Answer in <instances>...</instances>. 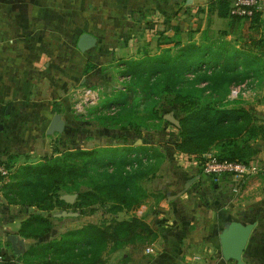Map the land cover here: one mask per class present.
I'll use <instances>...</instances> for the list:
<instances>
[{
	"label": "crops",
	"instance_id": "crops-1",
	"mask_svg": "<svg viewBox=\"0 0 264 264\" xmlns=\"http://www.w3.org/2000/svg\"><path fill=\"white\" fill-rule=\"evenodd\" d=\"M216 1L0 0V163L5 168L9 164V176L19 166L69 149L68 141L74 148L102 147L95 146L97 141L118 130L75 119L74 88L108 82L106 74L149 51L161 32L172 38L174 28L180 27L183 38L193 30L184 26L205 15L207 27L197 30L200 37L211 30L209 19L220 26L217 32L232 30L229 37L234 36L240 23L226 19L222 24L212 8ZM85 33L95 36L97 45L83 53L77 44ZM89 64L96 69L86 74ZM56 115L65 130L49 135ZM257 115L264 120V110ZM148 137L134 144L124 139L120 146L152 145L167 153L162 175L150 183L153 195L137 216L150 223L158 238L139 254L132 255L129 249L113 254L109 264H236L223 257L220 244L232 222L256 224L244 255V261L252 264L254 235L264 226V143L258 144L260 152L250 163L257 174L235 194L231 178H208L196 160L180 156L173 144L172 150L167 148L166 136L160 137L162 142ZM2 187L0 182V254L3 264H24L8 237L22 238L21 224L36 210L9 204ZM32 244L25 239L26 251Z\"/></svg>",
	"mask_w": 264,
	"mask_h": 264
},
{
	"label": "trees",
	"instance_id": "trees-1",
	"mask_svg": "<svg viewBox=\"0 0 264 264\" xmlns=\"http://www.w3.org/2000/svg\"><path fill=\"white\" fill-rule=\"evenodd\" d=\"M230 5L217 0L212 8L232 24L246 20L259 30L262 13L251 20L234 18ZM173 32L172 38L160 33L156 53L145 50L126 61L119 71L124 87L106 94L79 119L137 135L175 133L176 152L199 165L208 154L249 165L260 152L258 144L264 143V120L230 95L233 87L264 80V31L246 50L227 40L232 30L217 37L206 30L200 40L194 38L199 31L192 30L187 42L180 27ZM95 69L89 64L85 73ZM168 114L180 117L178 127L165 120ZM55 152L19 166L7 180L0 175L9 204L36 210L19 231L33 242L21 257L24 264H109L113 254L125 249L139 254L158 238L145 218L118 216L140 208L153 195L147 184L162 175L165 151L141 144ZM6 168L11 170L9 164ZM65 195L75 196L74 203L62 200ZM99 209L107 216L101 223L62 232L55 223L74 220L56 217L59 213L92 217Z\"/></svg>",
	"mask_w": 264,
	"mask_h": 264
},
{
	"label": "rangeland",
	"instance_id": "rangeland-1",
	"mask_svg": "<svg viewBox=\"0 0 264 264\" xmlns=\"http://www.w3.org/2000/svg\"><path fill=\"white\" fill-rule=\"evenodd\" d=\"M210 21V25H211V30L209 27V35H214L213 37H217L218 33L217 32V28H219L216 24L211 23V19H209ZM222 24H227L226 23V19H220ZM207 21L208 18H206L205 15L202 16V19H199V21L196 22H190L191 26H184V29H193L194 31L196 30H200V28H206L207 27ZM189 24V22L187 23ZM206 26V27H205ZM264 31V19H262V23L260 25L259 30L257 29H251L250 27V22L249 21H242L239 24L238 27V31L236 32V34L232 37L227 38V40H230V42H232L233 44H235V46H240L241 49L246 50L248 48H252L254 47V42L259 40L260 36L262 35ZM190 37V34H187L186 36H184L182 39L184 41H187ZM200 36L198 34L194 35V38H199ZM201 38V37H200ZM200 38L198 40H200ZM157 44L153 43L151 46H149V51L150 53H156V49H157ZM123 66V64H122ZM122 66H118V68H116V70H111L110 73L106 74V76L109 79L108 82L106 83H98V84H93V85H88V86H84V85H79L78 87H93V88H98L102 91H104L103 96L105 97V95H111L114 92L122 89L125 85V83L122 82L123 78L121 77L119 71L121 70ZM120 70L118 71L117 69ZM76 87V88H78ZM74 88V89H76ZM115 94V93H114ZM104 97L102 99H104ZM232 101L236 102V104H242V105H247L250 106L251 108H253L255 110L256 113L258 112H262V110H264V80H262L260 83L259 82H254L252 84L247 83L245 85V88L243 89V94L239 95L236 98H232ZM72 101V115L75 119H79L82 115L80 114H76L74 112L73 106H74V101L71 98ZM102 102V100H101ZM100 102V103H101ZM88 111L85 113V115L88 114ZM170 115V114H169ZM180 117H178L179 119ZM177 119V120H178ZM88 121V120H86ZM90 122H87L86 124H88V126H93L91 124H89ZM87 128V126H86ZM161 136H166L164 138V140L166 142H169V146L167 148L171 149V145L174 143L175 139H176V135L175 133H165L161 132L159 135L154 136L155 139H157L156 142H162V139H160ZM148 135L144 136L142 134H136L134 132H120V131H112V133H110L109 138H104V140L97 141V144L95 146H120L121 144H124V139H126L127 141H129L128 143L130 144H134L138 141H144V139H148ZM155 142V143H156ZM69 144V145H68ZM68 144L66 143V145H68L67 147L70 148H74V145L72 143V141H68ZM140 145V144H139ZM156 145H162V143H156ZM167 145V143H166ZM167 150V149H166ZM172 150V149H171ZM172 153V152H171ZM9 178V177H8ZM149 185V187L151 186V184H147ZM104 210L103 209H99V211L92 217H79L76 216L74 217L73 221L67 222V223H62L59 224L55 221V223L60 226V231H66V230H70L71 228L75 229V228H80L81 226H83L86 223H90V222H94V223H101V221L103 219H105V217H107L106 215H103ZM66 213H73L72 211L70 212H66ZM132 216H140V208L134 210L131 214L130 213H125L122 214L120 216H118V219L122 220V219H127L130 218ZM109 218V217H108ZM261 230H264V226H262V228L260 229L259 233H255L254 235V245H253V258L251 259L252 264H264V236H263V232H261ZM262 245V246H260ZM260 246V247H258ZM112 258V256L110 257ZM261 258V259H260Z\"/></svg>",
	"mask_w": 264,
	"mask_h": 264
},
{
	"label": "built area",
	"instance_id": "built-area-1",
	"mask_svg": "<svg viewBox=\"0 0 264 264\" xmlns=\"http://www.w3.org/2000/svg\"><path fill=\"white\" fill-rule=\"evenodd\" d=\"M230 15L234 18L251 20L255 14L264 12V0H229ZM245 85L233 87L230 98L243 94ZM104 91L93 87H78L72 92L73 109L76 114L85 115L87 110L100 104ZM198 163V162H197ZM199 165V164H198ZM202 174L208 178L229 177L232 180V192L239 194L248 177L257 174L256 168L239 161L218 160L208 154L199 165ZM0 175L9 176L7 169L0 163ZM150 251V249H148ZM4 263V255L0 254V264Z\"/></svg>",
	"mask_w": 264,
	"mask_h": 264
},
{
	"label": "water",
	"instance_id": "water-1",
	"mask_svg": "<svg viewBox=\"0 0 264 264\" xmlns=\"http://www.w3.org/2000/svg\"><path fill=\"white\" fill-rule=\"evenodd\" d=\"M97 45V38L92 34L85 33L81 35L77 47L85 53L94 49ZM165 120L175 126H179V121L172 115H166ZM65 130V123L59 115H56L49 127L48 134H62ZM192 183L190 182L187 188H190ZM62 200L68 204H73L75 196L65 195ZM58 218L76 217V213H59L55 215ZM256 228V224L244 226L238 222H232L227 229L220 236V244L222 247V254L226 260H233L236 264H248L244 261V255L246 253L248 244L250 242L252 233ZM8 241L12 244L13 250L17 256H22L26 252L25 239L18 236L8 237Z\"/></svg>",
	"mask_w": 264,
	"mask_h": 264
}]
</instances>
